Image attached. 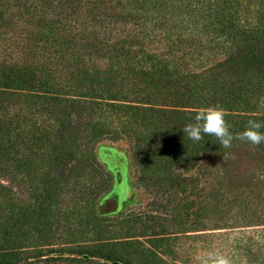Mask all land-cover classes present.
Listing matches in <instances>:
<instances>
[{
	"label": "rangeland",
	"instance_id": "374dc122",
	"mask_svg": "<svg viewBox=\"0 0 264 264\" xmlns=\"http://www.w3.org/2000/svg\"><path fill=\"white\" fill-rule=\"evenodd\" d=\"M192 20L188 12L168 14L131 0H0L3 72L50 70L65 81L54 107L36 110L13 95L6 98L11 107L0 111V118L12 114L18 122L12 125L25 136L16 145L24 161L5 167L0 161V243L18 254L15 264H123L76 251L101 239L127 240L123 251L134 264H213L220 256L229 264H264L263 237L257 232L250 240V231L264 226L199 230L206 192L224 188L231 194L254 181L257 188L264 185V150H233L228 166L212 157L182 161L176 145L195 115L185 119L166 101L170 96L151 94L145 104L141 93L129 89L134 77L157 68L146 54L179 76L231 66L234 81L237 69L221 66L224 54L186 39L199 32ZM116 75L127 80L121 84ZM260 104L264 108V94ZM65 112L69 126L60 124ZM62 132L73 136L84 185H62L48 206V152ZM206 170L218 173L214 186L204 182ZM85 212L95 225L83 221ZM9 226L20 229L15 234Z\"/></svg>",
	"mask_w": 264,
	"mask_h": 264
},
{
	"label": "trees",
	"instance_id": "16d2710c",
	"mask_svg": "<svg viewBox=\"0 0 264 264\" xmlns=\"http://www.w3.org/2000/svg\"><path fill=\"white\" fill-rule=\"evenodd\" d=\"M131 1H134L135 5H148L156 9L162 7L168 14L171 11L188 12L193 23L199 24L197 29L199 32L189 33L186 39L194 43L199 42L202 48L208 47L215 54H224L226 60L221 66L232 63L237 69L234 71L236 76L233 82H230L231 71L228 69L231 66L222 67L220 70L206 67L196 73L179 76L175 70L162 66L161 60L153 61V54H146V58L152 61V67L157 68L134 77L129 88L134 93H141L142 103H151L148 102L151 94L155 99L170 96L166 101L171 103L170 106H177V112L188 120L201 108L223 107L226 111L225 120L230 126L229 130L234 134L242 131L250 119L264 121V108L260 104V98L264 94V0ZM175 1L179 2L178 7ZM3 67L2 65L0 68V111L2 112H5L7 107H11L12 102L6 98H11L13 95L23 97L25 103L34 106L36 110L54 107L55 101L60 98L59 92L65 88V81H62L61 76L50 70L42 74L19 75L13 74L12 70L4 73ZM116 77L121 84L127 80L126 75H116ZM17 85L20 87H16ZM11 115H8L7 119L0 118V161L3 162L4 167L12 160L19 165L21 159L24 161L26 157H20L16 147L18 138H25L24 131L18 125H12L18 122H15L13 120L15 117ZM67 115L69 113L65 112L60 124L65 123L66 126L71 124V119ZM63 130L67 131L68 128ZM260 131L264 132V128ZM250 145L258 150H264V143L254 146L247 141L233 140L232 147L226 149L215 136L204 135L203 140L197 142L189 139L185 134L183 141L176 145V152L182 161L188 163L196 159L204 160L212 157V160L221 163L224 160L226 163L222 165L228 166L233 150L248 148ZM75 148V141L69 132L59 133L58 139L51 145V152L48 153L52 154L53 175L44 185V200L49 204L48 206L58 199V188L62 185L67 188L72 185L79 184L81 187L84 185V183L80 184V167L76 163L79 153ZM204 173L207 174L206 177L204 176V182L214 186L219 179L218 173L212 175L209 170ZM187 178L193 177L189 175ZM232 209L234 212L230 214L229 211ZM200 212L204 217L201 220L204 228L199 230L222 228L232 230L238 226H254L251 229H256V226H264V185L257 188V183L254 181L250 184V188L231 194L224 188H212L205 193ZM213 213H216V218L209 228L207 221ZM45 214L50 216L51 212ZM88 214L87 212L82 214L83 221L95 225L94 218L91 220ZM233 217H237L236 220L235 218L231 220ZM5 229H13L16 234L20 228L9 226ZM250 232H253L250 240L257 232L264 239V227ZM125 241L127 240L101 239L87 247L77 244L76 251L112 262L134 264L128 253L123 251ZM18 262H20L18 254L6 249L5 244L0 243V264ZM143 264H155V262L146 259Z\"/></svg>",
	"mask_w": 264,
	"mask_h": 264
},
{
	"label": "clouds",
	"instance_id": "9594fccd",
	"mask_svg": "<svg viewBox=\"0 0 264 264\" xmlns=\"http://www.w3.org/2000/svg\"><path fill=\"white\" fill-rule=\"evenodd\" d=\"M226 111L220 106H209L199 109L194 116L195 123H189L183 132L193 141H201L204 135L215 136L224 148H231L233 140L247 141L254 146L264 143V121L250 119L246 127L235 134L229 130L225 120ZM213 264H229V261L220 256L215 258Z\"/></svg>",
	"mask_w": 264,
	"mask_h": 264
}]
</instances>
